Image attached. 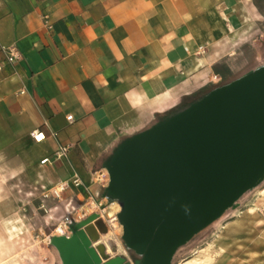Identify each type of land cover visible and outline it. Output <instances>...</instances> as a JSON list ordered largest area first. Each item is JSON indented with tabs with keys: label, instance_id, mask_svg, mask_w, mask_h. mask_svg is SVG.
<instances>
[{
	"label": "crops",
	"instance_id": "crops-1",
	"mask_svg": "<svg viewBox=\"0 0 264 264\" xmlns=\"http://www.w3.org/2000/svg\"><path fill=\"white\" fill-rule=\"evenodd\" d=\"M250 18L264 19L257 0H0V61L21 54L0 69V169L102 202L119 145L211 86Z\"/></svg>",
	"mask_w": 264,
	"mask_h": 264
},
{
	"label": "water",
	"instance_id": "water-1",
	"mask_svg": "<svg viewBox=\"0 0 264 264\" xmlns=\"http://www.w3.org/2000/svg\"><path fill=\"white\" fill-rule=\"evenodd\" d=\"M256 71L125 140L109 160L105 196L120 205L123 239L141 264H169L264 175V67ZM94 219L54 238L63 264H100L83 232Z\"/></svg>",
	"mask_w": 264,
	"mask_h": 264
},
{
	"label": "rangeland",
	"instance_id": "rangeland-1",
	"mask_svg": "<svg viewBox=\"0 0 264 264\" xmlns=\"http://www.w3.org/2000/svg\"><path fill=\"white\" fill-rule=\"evenodd\" d=\"M257 2L264 12V0ZM219 50L222 58L207 76L211 86L186 97L170 115L201 98L211 88L264 67V19L250 18L240 26L236 38ZM228 52L232 54L225 55ZM34 187L28 177L11 176L0 169V264H63L53 240L64 235L58 234L55 228L67 209L84 205L85 201L69 204L63 201L64 191L57 198L47 188ZM77 208V213L83 211ZM101 208L83 206L88 211L101 213L98 218L109 228L100 237L105 254L91 242L100 262L120 257L122 264H141L139 254L123 239L122 225L117 218L121 207L117 200L105 196ZM71 235L72 228L67 237ZM169 264H264V175L217 218L176 247Z\"/></svg>",
	"mask_w": 264,
	"mask_h": 264
},
{
	"label": "built area",
	"instance_id": "built-area-1",
	"mask_svg": "<svg viewBox=\"0 0 264 264\" xmlns=\"http://www.w3.org/2000/svg\"><path fill=\"white\" fill-rule=\"evenodd\" d=\"M200 49L201 51L203 50L201 47ZM3 52H4L5 57L3 61H0V69L3 67L5 63L10 64V65H15L21 59V54L19 50L17 49V47L15 46H9V47L3 48ZM67 119L71 120L72 116L71 115L67 116ZM32 138L34 139V141L40 142L45 138V134L42 131L35 129L34 131H32ZM63 149L64 148H62V150ZM57 153L58 152H56V154ZM46 160L47 159H44L42 162H45ZM70 182L74 187H78L81 183L80 178L77 175H74L73 177H71ZM66 188H68V183L62 182L58 184L57 186H54L51 189H48L47 191L52 193L55 197L59 198L60 193L64 191ZM47 195L48 194H45V196ZM83 206H86V207L94 206V207L101 208L102 202L97 201L93 197H90V199L87 202H85L84 205L77 206V207H81L83 211L77 213L78 208L75 206H72L71 209H67L66 213L61 217L59 223L57 224L55 228L58 234L67 236V232L71 230V226L77 223L78 221H80L82 218L85 219L91 215H96L97 218L100 217L101 213L97 211L96 212L88 211V209H83ZM100 211L103 212L104 209L101 208ZM75 213H77L76 216H75Z\"/></svg>",
	"mask_w": 264,
	"mask_h": 264
},
{
	"label": "bare ground",
	"instance_id": "bare-ground-1",
	"mask_svg": "<svg viewBox=\"0 0 264 264\" xmlns=\"http://www.w3.org/2000/svg\"><path fill=\"white\" fill-rule=\"evenodd\" d=\"M83 230H84L83 232L86 238L90 242L95 243L100 253L105 254V246L101 243L100 237L106 235L109 232V228L106 222L103 219H99V218L91 220L84 224Z\"/></svg>",
	"mask_w": 264,
	"mask_h": 264
},
{
	"label": "flooded vegetation",
	"instance_id": "flooded-vegetation-1",
	"mask_svg": "<svg viewBox=\"0 0 264 264\" xmlns=\"http://www.w3.org/2000/svg\"><path fill=\"white\" fill-rule=\"evenodd\" d=\"M183 101H181V105H182ZM139 254V253H137ZM139 259H138V262H141L142 261V258H143V254H139ZM106 262V263H105ZM104 263L102 264H122L123 263V259H121L120 257H117V258H112L108 261H105ZM116 262V263H115ZM101 263V262H100Z\"/></svg>",
	"mask_w": 264,
	"mask_h": 264
},
{
	"label": "trees",
	"instance_id": "trees-1",
	"mask_svg": "<svg viewBox=\"0 0 264 264\" xmlns=\"http://www.w3.org/2000/svg\"><path fill=\"white\" fill-rule=\"evenodd\" d=\"M184 100H185V98L182 101H184ZM173 110L174 109H172L171 111L165 112L163 114L157 115L156 118H159V120H163V119L167 118L170 115V113L173 112Z\"/></svg>",
	"mask_w": 264,
	"mask_h": 264
}]
</instances>
